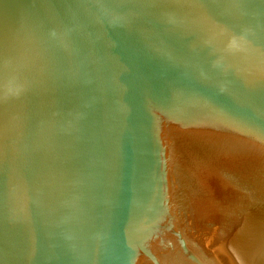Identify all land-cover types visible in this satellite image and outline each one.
<instances>
[{
    "label": "water",
    "instance_id": "1",
    "mask_svg": "<svg viewBox=\"0 0 264 264\" xmlns=\"http://www.w3.org/2000/svg\"><path fill=\"white\" fill-rule=\"evenodd\" d=\"M0 264H264V0H0Z\"/></svg>",
    "mask_w": 264,
    "mask_h": 264
}]
</instances>
